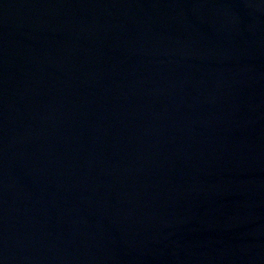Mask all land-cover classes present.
<instances>
[{"label": "water", "instance_id": "95a60500", "mask_svg": "<svg viewBox=\"0 0 264 264\" xmlns=\"http://www.w3.org/2000/svg\"><path fill=\"white\" fill-rule=\"evenodd\" d=\"M0 264H264V0H0Z\"/></svg>", "mask_w": 264, "mask_h": 264}]
</instances>
